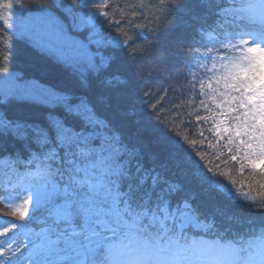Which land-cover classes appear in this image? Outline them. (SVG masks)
I'll return each instance as SVG.
<instances>
[{"label": "snow or ice", "instance_id": "1", "mask_svg": "<svg viewBox=\"0 0 264 264\" xmlns=\"http://www.w3.org/2000/svg\"><path fill=\"white\" fill-rule=\"evenodd\" d=\"M200 6L211 15L189 48L187 95L166 115L134 85L144 67L122 71L97 28L127 9L44 0L21 22V39L74 84L21 83L0 64V264H264V217L230 210L264 211L232 175L264 179V0ZM17 7L0 0L7 28ZM180 7L161 0L163 19L178 23ZM117 44L139 51L126 35Z\"/></svg>", "mask_w": 264, "mask_h": 264}, {"label": "trees", "instance_id": "2", "mask_svg": "<svg viewBox=\"0 0 264 264\" xmlns=\"http://www.w3.org/2000/svg\"><path fill=\"white\" fill-rule=\"evenodd\" d=\"M22 2L27 8L22 11L18 8L13 9V28H7L3 21H0V51L8 49L7 58L0 59V64L7 67L13 76L22 77L21 83L35 80L58 86H72L74 81L62 65L53 58L40 55L19 35L21 22L30 14L34 15L37 5L44 0H22ZM110 3L120 6L121 12L127 9L129 15L127 17L116 15L117 9L113 8L112 15L114 19L121 21L120 25L117 27L111 22H106L103 17H98L97 28L100 29L104 39L117 48L118 67L122 71L131 76L137 64L144 67V76L135 79L134 85L138 90H147L153 97H158L165 104L162 114L166 115L170 109L182 104L187 95L183 86L186 83L185 73L192 55L189 48L193 45L199 47L196 41L200 39V27L211 13L200 6L201 0H177L182 7L175 9L178 23L172 25L163 19V13L160 12L161 0H110ZM133 8L137 12L135 16L131 15ZM126 19L128 23L124 22ZM121 32L129 38V41H135V46L139 49L137 55H130L129 49L117 44V41L124 39ZM92 47L95 48V45ZM101 51L105 50L101 49ZM98 86L99 82L95 81L93 88ZM165 91L167 96L164 95ZM144 102H148L147 97ZM153 150L158 151L155 148ZM145 163H151L147 156ZM237 167L238 165L232 166V175L237 182H244L246 191H249L247 186L250 185L249 195L257 201L264 199V188L260 187L264 179L258 174L251 173L248 168L242 175L238 174ZM225 183H228L227 179ZM230 210L238 216L257 221L264 217V211L247 207L238 200H233Z\"/></svg>", "mask_w": 264, "mask_h": 264}, {"label": "rangeland", "instance_id": "3", "mask_svg": "<svg viewBox=\"0 0 264 264\" xmlns=\"http://www.w3.org/2000/svg\"><path fill=\"white\" fill-rule=\"evenodd\" d=\"M18 8V7H17ZM19 9V8H18ZM21 10V9H20ZM22 11V10H21Z\"/></svg>", "mask_w": 264, "mask_h": 264}]
</instances>
